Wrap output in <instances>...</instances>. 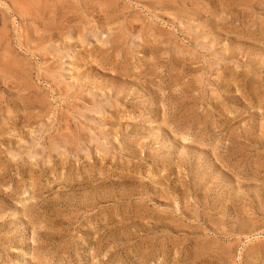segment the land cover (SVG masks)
<instances>
[{"label": "rangeland", "instance_id": "rangeland-1", "mask_svg": "<svg viewBox=\"0 0 264 264\" xmlns=\"http://www.w3.org/2000/svg\"><path fill=\"white\" fill-rule=\"evenodd\" d=\"M0 264H264V0H0Z\"/></svg>", "mask_w": 264, "mask_h": 264}]
</instances>
